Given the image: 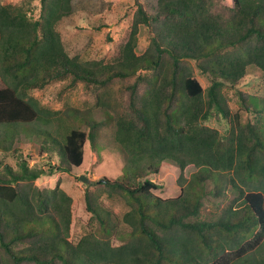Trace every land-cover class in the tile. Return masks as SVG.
I'll return each instance as SVG.
<instances>
[{"label":"trees","instance_id":"obj_1","mask_svg":"<svg viewBox=\"0 0 264 264\" xmlns=\"http://www.w3.org/2000/svg\"><path fill=\"white\" fill-rule=\"evenodd\" d=\"M72 3L0 0V264H264V98L239 89L250 71L264 78V0H158L154 13L136 0L111 61L67 51L59 27ZM143 25L150 41L139 54ZM56 81H67L63 91H95L104 118L32 94ZM114 86L112 105L102 98ZM215 114L227 121L224 133L209 124ZM20 131L48 153L47 169L30 165ZM102 135L134 170L86 186L85 234L74 242V198L38 181L81 167ZM166 162L178 179L164 185L153 177ZM175 182L179 194L164 197ZM208 182L234 199L204 218Z\"/></svg>","mask_w":264,"mask_h":264},{"label":"rangeland","instance_id":"obj_2","mask_svg":"<svg viewBox=\"0 0 264 264\" xmlns=\"http://www.w3.org/2000/svg\"><path fill=\"white\" fill-rule=\"evenodd\" d=\"M25 0H2L4 4H21ZM147 9L154 13L156 11L158 0H141ZM232 3V0H223ZM38 6V4H35ZM73 14L64 18L60 24L63 41L67 51L72 55H80L85 59H105L106 61L114 60L117 56V49L122 45L127 37L128 30L132 23V17L136 10V0H73ZM101 27L100 29H97ZM138 53H143L150 41V32L144 25L140 30ZM202 84L207 87L209 80L203 76H199ZM67 81H56L51 83L43 90L33 91L32 94L37 97L44 105L50 108L65 111L68 108L86 110L91 112L94 119L100 120L104 116L101 107L97 105L95 91L85 92L82 85L73 87L63 91ZM7 85L0 77V89ZM239 89L247 92L259 100L264 98V78L258 73L249 72V74L240 82ZM232 96V90H229ZM103 97V96H102ZM102 98L110 102L112 105L119 100V87L114 86L111 89V95ZM260 97V98H259ZM101 99V101H103ZM118 102V101H117ZM234 111L238 109V105L232 103ZM80 117V115L78 114ZM91 117V116H90ZM78 125L74 122V125ZM209 124L218 128L223 133L228 128L227 121L220 115H213ZM105 133H110L109 127L103 129ZM14 132V131H13ZM32 134L27 136L26 132L20 131L17 137V146L22 149L26 159L30 165H35L43 169H47L50 160L48 153L41 155L38 141ZM60 161L59 156L54 155L52 165H57ZM16 166V161L12 160ZM166 162L164 168L166 173L160 177H153L154 180L167 185L171 179H178L176 168L174 165ZM134 168H127L123 153L120 149L113 147L110 139L106 135L100 136L95 144L91 142L87 144L85 160L81 167L74 168L72 173H57L55 176H45L38 181V184L46 188L61 187L66 190L74 198V217L71 229L70 239L74 242L78 241L85 234V222L88 218L85 205L84 193L86 186L93 187L96 181L109 177L117 179L125 175L131 174ZM189 173V172H188ZM81 176L88 177L89 183L81 180ZM171 177V178H170ZM206 194L203 199L204 208L202 216L217 217L223 213L224 209L233 201L234 195H230V199L217 197L214 190V184L208 182L206 184ZM180 192L179 183L165 187L161 193L164 197L175 196ZM241 199L236 201L239 204ZM116 210L121 212L124 210L120 206H116Z\"/></svg>","mask_w":264,"mask_h":264},{"label":"water","instance_id":"obj_3","mask_svg":"<svg viewBox=\"0 0 264 264\" xmlns=\"http://www.w3.org/2000/svg\"><path fill=\"white\" fill-rule=\"evenodd\" d=\"M81 180L86 182V183L90 182V179L88 177H85V176H81Z\"/></svg>","mask_w":264,"mask_h":264}]
</instances>
